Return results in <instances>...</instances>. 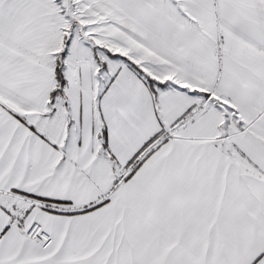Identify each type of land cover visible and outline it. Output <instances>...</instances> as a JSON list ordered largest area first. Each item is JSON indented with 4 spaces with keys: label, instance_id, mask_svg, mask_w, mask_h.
Wrapping results in <instances>:
<instances>
[{
    "label": "snow or ice",
    "instance_id": "obj_1",
    "mask_svg": "<svg viewBox=\"0 0 264 264\" xmlns=\"http://www.w3.org/2000/svg\"><path fill=\"white\" fill-rule=\"evenodd\" d=\"M0 264H264V0H0Z\"/></svg>",
    "mask_w": 264,
    "mask_h": 264
}]
</instances>
